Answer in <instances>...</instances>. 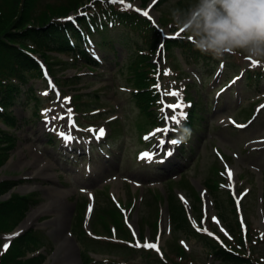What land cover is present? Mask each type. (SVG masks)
<instances>
[{
  "label": "rangeland",
  "instance_id": "obj_1",
  "mask_svg": "<svg viewBox=\"0 0 264 264\" xmlns=\"http://www.w3.org/2000/svg\"><path fill=\"white\" fill-rule=\"evenodd\" d=\"M71 1L34 0L31 5L38 13L46 10V4L56 9ZM95 1L82 0L80 4L86 6L64 14L65 20L81 16L84 7L95 13ZM189 2L115 3L131 4L144 12L149 8L143 18L159 31L153 53L148 55L158 70L154 83L160 84V88L152 87L159 102L152 111L156 118L163 116L162 124L151 122L140 111L133 97L136 79L128 68L134 53L129 55L116 41L115 51L97 48L106 59L101 56L96 67L63 53L32 51L47 70L43 80L29 81L39 98L37 114L34 100L27 106L25 99L22 105L19 100L11 107L17 126L0 122L4 148L0 149L4 160L0 182L14 183L0 201L25 205L17 224L7 221L0 228V260L8 259L5 243L26 233L38 248L34 254L41 252L42 264H49L57 245L54 234L60 230V234H70L79 248L73 264H226L203 247L205 238L223 245L239 262L264 264V228L256 223L260 211L264 214V145H254L264 141V75L254 85H244L243 76L248 69H263L264 74V63L227 54L214 58L213 66L205 69L197 63L185 64L177 47L167 53V42L189 39L186 30L177 29L171 20V11ZM6 6V0H0V34L12 22L5 16ZM19 7L20 3L17 11ZM173 90L179 95H163ZM166 103L182 107L170 109ZM191 111L203 118H193L198 130L184 137L178 125ZM99 127L106 136L97 140ZM64 130L71 134L61 135ZM144 153L151 158L143 157ZM29 159L31 163H22ZM40 166L43 173L30 174ZM234 166L236 187L232 190L228 176ZM205 188L207 204L202 194ZM51 189L67 194L55 197L47 192ZM21 196L29 197L33 205L11 199ZM53 200L54 207L16 232L28 212ZM175 213L177 220L184 216L188 222L180 220L176 225Z\"/></svg>",
  "mask_w": 264,
  "mask_h": 264
},
{
  "label": "trees",
  "instance_id": "obj_2",
  "mask_svg": "<svg viewBox=\"0 0 264 264\" xmlns=\"http://www.w3.org/2000/svg\"><path fill=\"white\" fill-rule=\"evenodd\" d=\"M81 1L72 0L67 6L56 9L50 4H46V10H41L37 13L31 5L34 0L27 2L26 0H6L5 16L12 18L8 28L15 24L18 27L13 30L4 29L0 34V122L5 126H17L18 121L11 107L19 100V104L22 105L25 99V106L34 100L35 113H37L36 106L39 103V98L34 94L29 81L41 79L42 72L38 62L30 54L32 51L40 49L43 52L64 53L71 55L75 59H84L90 64H96L95 60L90 56L89 51L91 49L89 48L103 47L106 50L113 51L115 50L114 41L125 47L129 55L134 53L128 68L136 79L137 93L133 97L140 111L151 122L157 121V124L162 121L161 117L156 118V113L152 111L159 102L156 100L157 92L150 87L154 81L155 65L151 60V56L148 55L149 52L153 53L157 44L159 38L158 29L136 12L106 3L105 0L95 1V13V9H87L85 14L80 16V18H76L75 21H63L57 20L58 17L54 19L48 17L52 13H61L58 15L61 17L69 13V11L77 9L81 5ZM148 2L149 0H142L144 5ZM19 3L20 7L17 11V4ZM29 21L32 23L26 25ZM166 45L167 53H170L172 46L177 47L187 65L197 63V65L205 69H210L214 64L213 62H216L211 56L204 55L196 50L188 38L175 39L167 42ZM143 51H146V54ZM260 70L262 72L257 69L246 70L244 73V85L259 84L264 75L263 69ZM211 73L212 71L209 75ZM149 88L150 90H148ZM196 113L198 112L191 111L188 114L189 119L183 123L181 129L183 134H189L185 133L184 129H197L194 126L193 118L200 120L201 117L197 116ZM7 133L5 132V135ZM0 143L3 142L0 141ZM0 149L4 148L0 146ZM3 162V158L0 157V165ZM12 186H14L12 182H0V196L7 193ZM11 199L15 203H26V206L33 205V200L27 196L18 197L16 201V198ZM24 206L16 205L9 202V200L0 201V228H4L7 221L12 222L14 225L17 224L23 217ZM173 215L178 214L175 213ZM173 218H176V225H180V220L185 223L188 222L184 216L179 220H177V216ZM238 245H241V243ZM203 247L226 264H255L253 260L239 262L237 257L228 252L223 245L208 238H205ZM37 249L28 240L26 233L16 238L13 237L8 241V248L5 250L8 259L0 260V264L11 262L13 264H42L44 261L43 254L41 252L32 254Z\"/></svg>",
  "mask_w": 264,
  "mask_h": 264
},
{
  "label": "clouds",
  "instance_id": "obj_3",
  "mask_svg": "<svg viewBox=\"0 0 264 264\" xmlns=\"http://www.w3.org/2000/svg\"><path fill=\"white\" fill-rule=\"evenodd\" d=\"M171 20L204 55L240 54L264 63V0H190L171 11Z\"/></svg>",
  "mask_w": 264,
  "mask_h": 264
},
{
  "label": "bare ground",
  "instance_id": "obj_4",
  "mask_svg": "<svg viewBox=\"0 0 264 264\" xmlns=\"http://www.w3.org/2000/svg\"><path fill=\"white\" fill-rule=\"evenodd\" d=\"M150 9L147 8V12ZM64 116H67V118L69 117L67 114H63ZM63 134L65 135H69L71 134L70 132H67L66 130L63 131ZM106 136V133L102 136V138H104ZM258 145V146H263L264 145V141L261 142H256L254 143V145ZM26 162V163H25ZM22 163L25 164H29L31 163V159L24 161ZM21 163V164H22ZM22 166V165H19ZM42 167H37L36 169H33L32 171H30V174H35V173H43V171H41ZM236 167H231L229 172L231 173V175L228 176V184L231 187V189L233 190L236 185H235V174H236ZM45 177H50L49 174H44ZM25 188H31V187H25ZM25 188H20V189H25ZM51 191V192H49ZM48 193H50L51 195H54L55 197L59 196H63L64 194L66 195V192H60L59 190L54 191L53 189L48 190ZM205 203H209V199L207 196V193L205 191V189L202 191ZM55 201H51V203H46L43 204L41 206H38L37 208L32 209L30 212H28L27 216L23 219V221L19 224V226L16 228V232L17 231H21L22 229L28 227L29 225L32 224V222H34L35 218L44 211H47L48 208H50L51 206L54 207ZM54 210H57L54 209ZM170 216H169V221H170ZM256 223L263 229L264 228V214L262 211H260V219L256 220ZM61 231L58 230V232H56L54 235L57 237V245L56 248L52 254V262L49 261V264H73L74 261L78 258L77 257V253H78V246L77 243L74 241V239L72 238V236L70 234H60ZM60 234V235H59Z\"/></svg>",
  "mask_w": 264,
  "mask_h": 264
},
{
  "label": "snow or ice",
  "instance_id": "obj_5",
  "mask_svg": "<svg viewBox=\"0 0 264 264\" xmlns=\"http://www.w3.org/2000/svg\"><path fill=\"white\" fill-rule=\"evenodd\" d=\"M109 2H110V3H121V4H123V3H124V0H109ZM126 6H127V7H131L132 5H131V4H128V5H126ZM137 11H140V10L137 9ZM143 14H144L145 16H148V12H147V11H145ZM69 19H72V18L69 17ZM181 31H183V29H181ZM177 35H178V33H177ZM164 74L167 75V74H168V71L165 70ZM155 87H156V88H160V84L157 83V85H155ZM163 95H173V96H177V95H179V93H178V91L173 90V91H165V92L163 93ZM65 99H68V98H65ZM166 107H167V108H170V109H175V108L182 107V105L179 104V103H177V104H169V105H166ZM262 107H264V106H262ZM68 111L70 112L71 109H69ZM181 115L183 116L184 113H181ZM55 118H56V117H54V119H55ZM60 118L63 119V117H60ZM170 119H172V120H176V116H172V117H170ZM103 131H104L103 129H100V130H99V132H100L101 135L103 134ZM158 131H160V130H158ZM61 135H64V134L62 133ZM68 138L71 139L70 136H69ZM171 143H172V144H176L177 142H176V141H171ZM142 156L145 157V158H149V159L151 158L149 153H144V154H142ZM229 175H231L230 172H229ZM213 219H215V218L213 217ZM145 246H146V247H150V248H151V247H155L154 244H149V243H146ZM4 248H5V249L8 248V244H7V243H5Z\"/></svg>",
  "mask_w": 264,
  "mask_h": 264
}]
</instances>
